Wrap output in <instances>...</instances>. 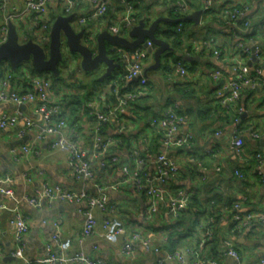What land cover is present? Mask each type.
Segmentation results:
<instances>
[{"label": "crops", "instance_id": "1", "mask_svg": "<svg viewBox=\"0 0 264 264\" xmlns=\"http://www.w3.org/2000/svg\"><path fill=\"white\" fill-rule=\"evenodd\" d=\"M2 1L9 8L22 2V0ZM155 1L148 0L152 5L150 10L154 13L158 11L156 17H169L170 6L157 5ZM204 4L205 0H189L188 14L196 10L201 12L198 23L192 24L191 30L194 33L189 38V41L193 45H199L200 49L186 52L198 56L197 59L192 60L193 64H187L188 75L180 77L178 74L169 73L170 68L163 70L160 67L146 71L150 81L145 96L143 100H137L126 114L128 118L123 132L125 146L115 149L116 163L102 167L99 162H94V176L91 180L82 182L74 177L69 166V148L66 144L75 141L79 147L87 149L91 145L94 120L87 103L97 93L105 104L111 102V92L108 88L102 86L99 89L98 85L92 83L93 77L100 80L105 72V65L94 71H85L79 66L77 69L81 73L75 72L77 70L70 73L67 67H64L66 71L61 72L62 81L53 82L54 101L60 106L61 117L64 119V124L58 131L46 134L42 139L35 138L36 131H29L19 137L17 131L23 127L21 120L15 125L0 129V187L13 190L12 196L0 192V264H23L28 260L45 256L50 251L55 252L56 244L52 239V234L55 232H59L62 238L70 239V246L65 253L68 257L83 251L91 259H100L108 263L156 264L159 255L146 250L141 239L133 243V256L126 255L123 250L124 236H120L116 242L101 239L96 234L81 240L83 211L86 207L84 201H55L49 206L37 209L27 205L23 201V196L32 193L34 188L44 181L57 183L69 189H85L93 195L97 194L99 186H103L108 210L112 208L114 215L122 219L126 234L137 231L142 239H149L153 246L159 248L165 245L168 231L166 225L173 219L155 216L152 220H143L139 214L146 205L144 194L137 192L131 184L118 188H113L111 185L121 180L120 166L128 162V154L132 152L130 146H138L141 149L143 142L149 139L151 147L156 146L155 150L158 149L160 141L158 138L155 144L151 127L155 126L168 96L172 94L177 98L179 112L185 117L181 128L190 132L192 139L188 146L172 148L168 151L179 168V173L169 184L170 191H175V186L181 187L195 195L196 203L191 206L193 231L182 238L176 247L184 256V262L172 259L162 264H191L195 254L191 261L188 253L192 249L198 250L199 255L207 259L201 264H235L234 258L227 255L224 250V241L227 239L233 242L234 248L239 253L240 264H259L260 258L264 257V224L251 221L234 229L233 214L264 212V181L260 180L256 172L255 158V153L264 148V143L251 136V132L264 130V0H212L206 12L202 10ZM231 6H236L242 11L233 28L220 25L216 14L221 8ZM109 9V13L103 18L87 24L94 33L91 47L93 49H96L97 34L104 30L106 22L115 18L119 12V4L116 0L110 1ZM86 10L87 7L83 5L75 9L73 25L76 30L83 28L82 25L76 24V17ZM61 13L59 5L50 6L51 20L53 16L56 17ZM245 21H248L247 27L244 25ZM24 24L28 30L31 29L29 20L25 19ZM208 35L214 37L215 48L226 51L229 56L217 58L211 50L204 48L200 41ZM237 35L245 39L247 46L258 48L260 56L255 60H251L252 54L241 56V61L245 62L252 72H259L256 78L257 84L253 88L245 87L239 99L233 103L232 110L230 109L232 112L238 113L237 109L242 111L238 113V119L232 120L231 111L228 112L229 115L222 113L217 102L220 95L228 93L229 90L225 86L236 76L227 58L232 54V46ZM114 62L118 66L114 67L111 72V75L112 73L114 75L110 79L123 71L122 66H119L115 60ZM153 62V54L144 60L146 68ZM3 64L1 67L4 71L11 69L7 62ZM27 65L26 62L20 63L19 70L12 73L8 88L29 87L27 76L46 75ZM214 69L221 72L218 80H213L210 76V72ZM0 72H3V69ZM141 106H147V111H143ZM215 108L217 113L214 112ZM16 109L39 123L40 116L34 103H26L21 108L14 102L0 103V113L13 112ZM236 128L239 129L238 133L244 140L240 157L235 156L229 149ZM113 132V129H109L106 134ZM215 132L219 133L215 134ZM57 138H62L64 143L52 149L50 143ZM23 145L29 146L31 150L21 158L18 155ZM141 150H139L140 154L143 152ZM145 168L149 172L154 171L153 158L148 159ZM37 170H42V175H39ZM262 170L264 172V166ZM24 173L30 174L29 181L25 179ZM235 203L239 205L238 208H234ZM15 208L26 215L29 222V231L25 235L24 259L12 256L16 246L15 224L12 221ZM93 212L97 220L96 231H100L103 218L108 214L97 207ZM208 224H211L210 228Z\"/></svg>", "mask_w": 264, "mask_h": 264}, {"label": "built area", "instance_id": "2", "mask_svg": "<svg viewBox=\"0 0 264 264\" xmlns=\"http://www.w3.org/2000/svg\"><path fill=\"white\" fill-rule=\"evenodd\" d=\"M111 0H22L17 6L7 7L0 0V44L7 39L8 24L12 22L17 29L19 41L25 42L29 38L42 45L44 48L49 42L50 32V6L53 4L59 5L61 14L69 15L75 12L79 5L87 7L85 13L76 17V24L82 25L85 34L83 42L92 47L94 42V33L91 27H87L89 22L97 21L102 18L109 10ZM119 4V12L115 18L109 20L105 24V30L110 34L127 37L130 29L137 25L139 19L136 17V8L130 0H116ZM166 2L167 6H172L179 14L188 13V0H157V4L162 5ZM212 4V0H205L202 10H206ZM232 7V8H231ZM225 7L222 9L223 19L226 26L229 28L235 27L236 20L242 14L241 9L236 6ZM25 19L30 21L31 29L28 30L24 24ZM245 27L248 26V21L244 22ZM236 41L232 46V54L227 61H230L232 70L235 72V78L231 79L225 86L229 91L224 95H220L218 102L221 106L232 105L239 97L245 87L253 88L257 82L256 78L259 71L250 70V68L242 62L239 51H245L247 54L259 57V49L253 46H247L245 39L241 36H235ZM214 37L208 35L200 41L204 48H208L213 44ZM46 44V46H45ZM148 48L153 50V43L150 39H146L144 43L137 45L133 49L118 45L115 51L118 53L119 63L123 71L114 78L109 79L104 86L111 92L113 100L105 104L99 93L90 98L87 103L89 112L93 117L94 125L91 134V145L87 148H82L75 141L65 143L69 148V166L74 174V177L82 182L91 180L94 176L93 163L99 162L100 166L106 164H114L117 158L114 155L113 148L118 146L120 138L116 135L122 134L125 130L126 120L125 115L129 112L128 109L132 106L140 95H144L149 87V77L144 64V57L150 58L152 51L148 52ZM195 49H200L199 45H195ZM212 53L215 57L229 56L226 51L214 48ZM226 56V57H227ZM226 59V58H225ZM3 62L0 64L2 65ZM4 66V64H3ZM171 71L169 73L178 74L180 77L188 75L189 71L181 61H172ZM10 67V66H9ZM3 68V67H2ZM221 75L220 70L214 69L210 72L213 80H218ZM26 78V77H25ZM136 78V80H134ZM12 73L10 68L0 72V103L14 102L17 106L26 103H34L37 113L40 116V121L37 123L34 119L25 116L21 111L0 113V129L7 126L15 125L18 121L23 122V127L17 131L19 137L24 136L29 131H36L35 138L42 139L46 134H53L58 131L64 124V119L60 113V106L54 101V89L49 75H31L27 76L29 87L8 88ZM25 79V80H26ZM238 113L242 110L237 109ZM115 124L113 133L104 134L101 132L100 126L106 122ZM185 122L183 114L178 112V102H167L162 108L160 116L156 119V129L160 137V145L156 153L149 151L148 146L142 145L140 154L135 147L128 154V162H124L121 166V180L113 183L111 187L118 188L122 185L131 184L133 188L146 197V205L140 212V217L143 220H152L158 212L163 209L164 216L175 217L177 213L187 206L190 198V193L181 188L170 191L165 186V179L174 176L178 171V165L175 160L168 154L172 148L186 147L189 145L192 135L188 131L182 130V125ZM219 132H215L218 134ZM251 136L256 139L264 138V130L261 132H251ZM62 138H57L50 143V147L56 148L62 145ZM244 145L243 138L239 135L238 130L234 131L233 139L229 145L230 151L240 157ZM29 146H22L21 153L18 157H24L29 151ZM108 158V159H106ZM154 160V171L149 172L145 168L148 159ZM256 172L261 181H264V148L255 153ZM39 175H42V170H37ZM26 180H30V174L24 173ZM105 187L99 186L96 195L90 194L85 189H69L57 183L48 181L42 182L38 187L34 188L32 193L24 194L23 201L34 208L42 209L45 206L53 204L55 201H79L85 202L84 220L81 229V240L86 236L97 235L101 239L110 242H116L120 236H124L123 250L126 255L133 256V243L137 240L142 241L144 248L159 255L156 264H162L164 261L177 260L184 262V256L178 249L163 250L152 245L149 239H142L140 233L134 231L126 234V229L122 219L114 215V210H108L106 197L103 193ZM0 192L13 195L11 188H1ZM1 207V206H0ZM105 210L106 214L101 223L100 231H96L97 220L94 215V208ZM237 203L234 208H238ZM235 228L242 224L258 221L264 224V212H252L245 215L239 213L233 214ZM12 221L15 224L14 240L15 248L12 251V256L17 259L25 257V235L29 231V222L27 216L20 210L14 209L12 213ZM52 239L56 244V251H50L45 256L28 260L23 264H51L55 262H76L78 264H122L108 263L100 259H91L83 251L74 253L71 257L66 256V251L70 246L69 238H62L59 232L52 234ZM95 247V245L93 246ZM1 250V245H0ZM224 250L227 255L235 260V264H240L241 258L239 253L234 248V244L230 239L224 241ZM195 259L191 264H201L206 262L197 250H194ZM259 264H264V257L260 258Z\"/></svg>", "mask_w": 264, "mask_h": 264}, {"label": "water", "instance_id": "3", "mask_svg": "<svg viewBox=\"0 0 264 264\" xmlns=\"http://www.w3.org/2000/svg\"><path fill=\"white\" fill-rule=\"evenodd\" d=\"M200 12V10H196L176 18L158 16L148 25L143 19H140L138 24L130 29L127 37L110 34L104 29L96 36V49L83 42L84 28L76 30L74 27L73 19L75 13L69 15L59 14L52 20L47 49L31 38L25 42H20L16 26L10 22L8 24L7 39L0 44V64L7 62L11 68L15 69L20 63L30 61L33 68L38 72L50 71L57 74L58 64L62 59V46L65 45L68 51L79 55V64L83 70L94 71L101 65H105V72L100 77V80H103L111 75L114 67L118 66L107 53L106 40L110 42V51L113 52L118 45L133 49L137 45L144 43L146 39H150L153 43V50L148 48V52L152 51L154 62L146 68V71H148L149 69L157 68L161 63V56L165 52L172 50L164 39L155 35L160 22H181L190 19L194 23H198ZM176 54L185 61H192L198 58V56L189 55L186 51H177ZM251 60H255V57L252 56ZM23 105L21 104L19 107L21 108ZM260 140L261 143H264V138Z\"/></svg>", "mask_w": 264, "mask_h": 264}, {"label": "trees", "instance_id": "4", "mask_svg": "<svg viewBox=\"0 0 264 264\" xmlns=\"http://www.w3.org/2000/svg\"><path fill=\"white\" fill-rule=\"evenodd\" d=\"M130 1L133 3L134 7L136 8V11H137L136 17L139 20L140 19H143L146 23H148L149 22L150 15L154 14V11H151L150 10L151 7H152V5L148 2V0H130ZM155 3L157 4V0L155 1ZM162 4L166 5V2H163ZM157 5H159V4H157ZM188 5H189V0H188ZM209 8H207L206 10H204V12L208 11ZM222 9L223 8H221L219 11H217L216 14H217V17H218V21H220V25L226 26L225 20L222 17L223 14L221 13ZM109 10L106 12V14L109 13ZM168 10L170 12L169 13V18H176V17L185 16V14H179V13H177L172 6L168 7ZM157 12L158 11H156V13ZM186 14H188V13H186ZM54 17L55 16H53L52 19H54ZM89 23H91V22H89ZM161 24H164L165 26L163 27V26H161ZM192 24H193V21L190 20V19L185 20V21H181V22H160V24L158 25V27H157V29L155 31V35L157 37H160V38L164 39L171 46L172 50L171 51H168V52H165V54H163L161 56V63H160V65L157 68L160 67L163 70H168L169 68L171 69V66H170L171 62L172 61H178L179 60L188 69L187 64L188 65H191V64L194 63V61H191L190 63H187L181 57L177 56V54H176L177 51L186 50V52H188L191 49H195V45H193L191 43V41H189V38L194 33V31L191 30L192 29ZM245 33L248 34L247 32H245ZM214 43H215V41L209 47V50L212 51V49L215 48V44ZM109 46H111L110 42H106L107 53L110 55V57H112L116 62L119 63L120 61L118 59V53L115 50L113 52L110 51ZM217 49H220V48H217ZM239 53H240L241 56L244 55V54H247V53H245V51H239ZM119 66H120V63H119ZM19 68H20V64L15 69L11 68L10 69L11 70V73L17 72L19 70ZM1 69H3V68L0 65V70ZM59 74L60 73L58 71L57 72V75L55 77L56 79L59 78V76H60ZM113 75L114 74L112 73L111 76L105 77L103 80H99L97 77H93L92 78V83L94 85H96V86L98 85L99 89H101V87L104 86L106 84V82L110 79V77H112ZM49 77L51 78V81L53 83L54 82V79L50 76V74H49ZM54 83H53V86H54ZM177 89L179 90L180 88L177 86ZM144 96H145V94L144 95H140L138 98H136L135 101L132 102V107H133V105L135 104V102L137 100L138 101L143 100ZM110 99L112 101L113 100V96L110 95ZM171 101H177V98H175V96H173V94L170 95V96H168V99H167L166 103L167 102H171ZM217 103H218V107H219L220 111L222 113L228 114V115H229L228 112H230L232 110V106L234 105V104H232V105H229V106L224 107V106H221V104L219 102H217ZM218 107H217V109H218ZM141 109L143 111H147L148 108H147V106H145V107L144 106H141ZM179 111L180 110H178V112ZM216 111L217 110L215 108L214 109V112H216ZM231 114H230V116H231V119L232 120L238 119V116L239 115H238L237 112H232L231 111ZM58 115H61V113H59ZM125 118H128V116L125 115ZM114 128H115V124H113L112 122H109V121L106 122V123H103L100 126L101 132H103L104 134H106L107 130H109V129L112 130ZM151 128H152L153 133H154L153 139H154V142L156 144L157 141H158V138H159V141H160L159 133H158V131L156 129V124H155V126H152ZM236 129L239 130L238 128H236ZM116 137H119L120 138V143H119L118 146H116V147L113 148L114 151H115V149L117 147H123V146H125L124 145L125 139H124L123 133L122 134H119V135H116ZM143 143H144V145L148 146V149H149L150 152L156 153L158 151V149L155 150L156 149V146H152L151 147V144H150V140L149 139H148V141L146 140ZM133 147H138V146H130L129 149L130 148H133ZM157 147H159V145ZM138 149L140 150L139 147H138ZM106 159H108V158H106ZM178 173H179V170L175 173L174 176H170L169 175V177L171 179H169V178H166L165 179V186H167V188L169 190H170V185H169L170 182L173 181L174 177ZM179 188H181V187L175 186L174 187V190H177ZM195 203H196V197L192 193V194H190V198H189V201L187 203V206L185 208L181 209L177 213V215L175 217L171 218V217L164 216V214L162 212L163 209L160 212H158V214L156 215L157 217H163V218H171V219H173V221L170 224L166 225V229L168 230L167 231V240H166L165 245H163L161 247L159 246V249L170 250V251H172L174 249H177L176 247L178 246V244L180 243V241L182 240V238L186 237L187 235H189L190 232L193 231V228H194V220L192 219V208H191V206H193V204H195ZM207 226L210 228L211 227V224H208ZM194 250L195 249H192L188 253V258L191 261L194 259ZM197 252H198V250H197ZM205 260H207V259H205Z\"/></svg>", "mask_w": 264, "mask_h": 264}, {"label": "rangeland", "instance_id": "5", "mask_svg": "<svg viewBox=\"0 0 264 264\" xmlns=\"http://www.w3.org/2000/svg\"><path fill=\"white\" fill-rule=\"evenodd\" d=\"M156 17V12L152 15H150V18H149V21H152V19ZM52 23V21H51ZM51 23H50V27H51ZM161 26H165L164 24H161ZM46 46V44H45ZM45 49H47V46L45 47ZM147 57H144V60L146 59ZM26 62L30 67L33 68L32 64L30 61H24ZM23 63V62H22ZM80 64H79V55L75 52H71V51H68V49L64 46H62V59L59 61V64H58V71H59V78H55L57 74H54L53 72H50V71H45L43 73L49 75L54 79V82H58V81H62V77H61V72L63 73L64 71L69 70L68 72L70 73H73L75 70V72L77 73H81V71L77 68H79ZM64 67H67L66 69Z\"/></svg>", "mask_w": 264, "mask_h": 264}]
</instances>
